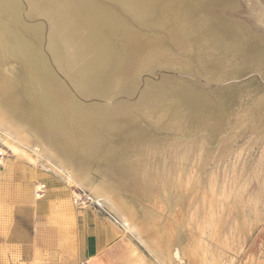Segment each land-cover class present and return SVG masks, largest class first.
Wrapping results in <instances>:
<instances>
[{"label": "rangeland", "instance_id": "rangeland-1", "mask_svg": "<svg viewBox=\"0 0 264 264\" xmlns=\"http://www.w3.org/2000/svg\"><path fill=\"white\" fill-rule=\"evenodd\" d=\"M0 122L80 185L65 231L74 191L122 225L96 189L151 262L264 264V0H0ZM50 225L0 264H78Z\"/></svg>", "mask_w": 264, "mask_h": 264}, {"label": "crops", "instance_id": "crops-1", "mask_svg": "<svg viewBox=\"0 0 264 264\" xmlns=\"http://www.w3.org/2000/svg\"><path fill=\"white\" fill-rule=\"evenodd\" d=\"M26 159H10L0 168V237L3 240L29 246L36 240V224L49 225L54 220L59 222V228L50 225L39 230H62L63 246L75 251L78 264H158L151 262L149 252L145 249L142 253L131 240V233L124 231L119 221L106 215L101 207L75 210L70 221L73 229L65 231L67 223L59 208L68 199V181L49 168L45 157L39 166ZM37 183L46 185L45 196L39 200L34 196ZM22 232L25 234L21 235Z\"/></svg>", "mask_w": 264, "mask_h": 264}, {"label": "bare ground", "instance_id": "bare-ground-1", "mask_svg": "<svg viewBox=\"0 0 264 264\" xmlns=\"http://www.w3.org/2000/svg\"><path fill=\"white\" fill-rule=\"evenodd\" d=\"M0 129H1V131H3V134L5 135V137H4V142L8 145V147H10V148H13V145L11 144V139H13V134H10V132L9 131H7L4 127H3V125H2V123L0 122ZM0 152H2L1 150H0ZM3 153V152H2ZM33 160V159H32ZM50 166V165H49ZM48 168V167H47ZM53 172H55L56 174L58 173V174H60L56 169H55V167H53V166H51V167H49ZM60 175H63L65 178H66V180L68 181V182H70V184L72 183V184H76V185H78L79 186V188H80V185L76 182V181H74L71 177H70V175H68V174H63V173H61ZM65 181V180H64ZM71 184V185H72ZM90 191H91V193L94 195L93 197H95V201L96 202H98V203H101V204H104V205H106L118 218H119V220H121V223H122V225H123V227H124V231H126V232H129V233H131L132 235H134V236H136V237H140V239H141V234H140V232L138 231V228H136V226H134L132 223H130L128 220H127V217H125V215L122 213V211L118 208V206L114 203V202H112L111 200H108L105 196H103L102 194H100V192H98L96 189H90ZM34 194H35V198L37 199V200H39V199H42V196H41V194H38L36 191L34 192Z\"/></svg>", "mask_w": 264, "mask_h": 264}, {"label": "built area", "instance_id": "built-area-1", "mask_svg": "<svg viewBox=\"0 0 264 264\" xmlns=\"http://www.w3.org/2000/svg\"><path fill=\"white\" fill-rule=\"evenodd\" d=\"M4 158H5V154L0 152V167L3 165ZM36 192L38 194H41V196L43 198L45 196V192H46V185H44V184L37 185L36 186ZM72 201H73V204L77 208H80V209L88 208L93 204L92 199L87 194L82 193V192H76V191H74L72 193Z\"/></svg>", "mask_w": 264, "mask_h": 264}]
</instances>
